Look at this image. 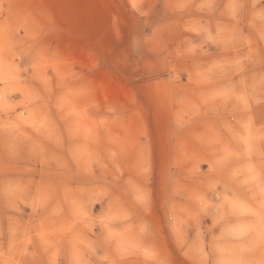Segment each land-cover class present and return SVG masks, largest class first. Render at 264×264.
Returning <instances> with one entry per match:
<instances>
[{
    "label": "rangeland",
    "instance_id": "374dc122",
    "mask_svg": "<svg viewBox=\"0 0 264 264\" xmlns=\"http://www.w3.org/2000/svg\"><path fill=\"white\" fill-rule=\"evenodd\" d=\"M0 264H264V0H0Z\"/></svg>",
    "mask_w": 264,
    "mask_h": 264
}]
</instances>
